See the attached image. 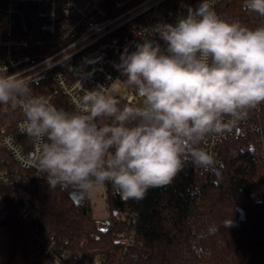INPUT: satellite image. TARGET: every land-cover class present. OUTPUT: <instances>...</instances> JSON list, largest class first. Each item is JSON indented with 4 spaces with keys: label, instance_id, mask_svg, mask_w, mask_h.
Here are the masks:
<instances>
[{
    "label": "clouds",
    "instance_id": "1",
    "mask_svg": "<svg viewBox=\"0 0 264 264\" xmlns=\"http://www.w3.org/2000/svg\"><path fill=\"white\" fill-rule=\"evenodd\" d=\"M242 7L264 18V0ZM117 67L141 103L121 106L98 86L69 112L35 95L27 78L0 72V106L22 112L21 130L35 146L24 163L48 187L88 193L110 184L123 200H141L170 185L186 162L208 164L207 139L264 104V24L228 20L214 0H200L125 48Z\"/></svg>",
    "mask_w": 264,
    "mask_h": 264
},
{
    "label": "trees",
    "instance_id": "2",
    "mask_svg": "<svg viewBox=\"0 0 264 264\" xmlns=\"http://www.w3.org/2000/svg\"><path fill=\"white\" fill-rule=\"evenodd\" d=\"M242 2L221 0V16L255 27L254 14ZM4 107L0 135H15L12 127L3 129L10 114ZM1 157L7 163L0 167H8L0 145ZM222 157L224 165L215 170L186 162L170 185L150 188L141 200H123L106 186L107 230L95 226L86 196L83 204L71 201L72 187L52 189L45 179L44 186L33 183V190L23 180L0 183V264H58L34 240L43 230L54 238L52 250L67 251L66 264H264L261 147L252 136L231 138ZM24 173L29 174L18 171L21 179ZM258 186L263 189L254 193Z\"/></svg>",
    "mask_w": 264,
    "mask_h": 264
},
{
    "label": "built area",
    "instance_id": "3",
    "mask_svg": "<svg viewBox=\"0 0 264 264\" xmlns=\"http://www.w3.org/2000/svg\"><path fill=\"white\" fill-rule=\"evenodd\" d=\"M187 7L174 5L171 0H0V72L27 78L35 95H43L69 112L80 107L85 90L98 86L125 105H137L140 98L125 86L117 67L122 53L125 48L129 52L135 50V45L150 36L158 23L174 24L186 15ZM214 7L221 15V0H214ZM254 24H264V18L254 14ZM149 38L164 46L155 34ZM116 84L127 91L120 94L115 90ZM4 108L10 114L3 129L10 126L19 136L7 131L0 135V145L12 163L0 167V183L23 180L31 190L35 182L44 186L43 175L24 163L35 146L21 130L22 112ZM247 136L256 139L264 155V104L251 110L248 118L230 131L207 139L202 147L211 159L201 165L203 169L222 167L226 142ZM4 163L7 160L1 157L0 165ZM18 171L29 174L24 173L21 179ZM79 192L82 197L78 203L83 204L86 193ZM110 193L118 195L112 186ZM101 199L106 201V195ZM93 222L100 230L110 226L108 219ZM53 239L47 230L41 235L34 234V240L44 247L45 253L52 255L58 264H66L67 251L62 246L58 253L52 250Z\"/></svg>",
    "mask_w": 264,
    "mask_h": 264
},
{
    "label": "rangeland",
    "instance_id": "4",
    "mask_svg": "<svg viewBox=\"0 0 264 264\" xmlns=\"http://www.w3.org/2000/svg\"><path fill=\"white\" fill-rule=\"evenodd\" d=\"M189 1V3L191 4H195L196 0H187ZM115 90L119 91L120 94L125 93L127 90L123 89L119 84L115 85ZM141 103V101L139 100L138 104ZM263 189L262 186H258L256 188L253 189V192H258L261 191ZM107 194V189L104 186L103 188H100L98 190L95 191H90L88 193H86L87 199L92 207V214H93V219L96 220H104L107 219L108 217V212L106 210V201L101 199L102 195H106ZM2 208V200L0 199V210Z\"/></svg>",
    "mask_w": 264,
    "mask_h": 264
},
{
    "label": "water",
    "instance_id": "5",
    "mask_svg": "<svg viewBox=\"0 0 264 264\" xmlns=\"http://www.w3.org/2000/svg\"><path fill=\"white\" fill-rule=\"evenodd\" d=\"M82 197L81 193L78 190H70L69 191V198L71 201L77 205L78 200Z\"/></svg>",
    "mask_w": 264,
    "mask_h": 264
}]
</instances>
